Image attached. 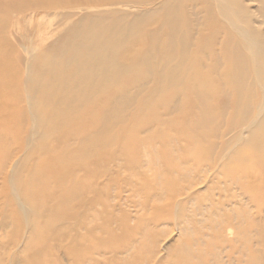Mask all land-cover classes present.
I'll list each match as a JSON object with an SVG mask.
<instances>
[{"label":"bare ground","instance_id":"obj_1","mask_svg":"<svg viewBox=\"0 0 264 264\" xmlns=\"http://www.w3.org/2000/svg\"><path fill=\"white\" fill-rule=\"evenodd\" d=\"M0 57V264H173L198 205L264 256V0H0Z\"/></svg>","mask_w":264,"mask_h":264},{"label":"rangeland","instance_id":"obj_2","mask_svg":"<svg viewBox=\"0 0 264 264\" xmlns=\"http://www.w3.org/2000/svg\"><path fill=\"white\" fill-rule=\"evenodd\" d=\"M17 18L20 19L18 16ZM37 18L38 17H36L35 21H33L31 24L22 20L21 28L18 30V32H12L14 36H20V38L24 36L26 38L25 40L20 39L18 42H15L13 40V35L11 36V33L9 34L11 45L15 47L16 52L22 56L23 60L21 66L25 70L28 66V63L30 62V59L33 56L41 53L51 43L50 41H44L41 39V37L39 38V35L42 32L39 31ZM46 34H48L47 31L44 35ZM28 38H32V40H29ZM36 41L38 42L36 43ZM9 48L10 47L6 46L4 49ZM1 59L2 58L0 57V60ZM6 64L7 68L5 71L0 72V92L23 91L25 88L23 86L22 79L16 83L12 81L14 80L13 75H15L13 70L14 64L8 61ZM198 193L201 195V197H203L202 195H205V189L198 190ZM262 199H264V197ZM203 205L205 206V203ZM203 208L204 207L201 205H198L196 217H193L195 218V221L192 218L189 222H187V224L184 226L185 228L181 230V234H179V231L176 230L174 223H169L166 227H161L157 230H155L152 226V230L146 235L140 234L143 237V244L145 245L152 240H156L159 243V249H161L164 245L167 246L168 251L162 252V255L163 257L169 256V259L172 260L173 264H183V262L186 264H207L209 261H213L215 264H229V259H235L236 264H264V256H261V258L255 250L258 240L256 236H253V221H250L251 223L246 222L244 226H241L239 229L235 230V234H245V241L247 242L244 243L243 239H239L238 243H232L230 249L226 251L227 244H220L218 238L219 234L217 233L215 224L216 217L213 216L212 212H202ZM241 209L246 208L242 207ZM199 214H201L203 217L199 216ZM202 218L204 219V225L202 224L201 226L200 222ZM248 233L251 234L249 235V239L247 238ZM203 236H205V238H203ZM134 245L138 251L144 249H140L139 242L135 243ZM262 251L264 252L263 248ZM263 252L262 254H264Z\"/></svg>","mask_w":264,"mask_h":264}]
</instances>
